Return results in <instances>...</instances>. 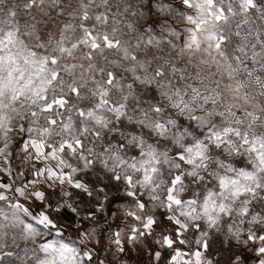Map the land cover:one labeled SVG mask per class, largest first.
Listing matches in <instances>:
<instances>
[{
	"label": "snow or ice",
	"instance_id": "1",
	"mask_svg": "<svg viewBox=\"0 0 264 264\" xmlns=\"http://www.w3.org/2000/svg\"><path fill=\"white\" fill-rule=\"evenodd\" d=\"M39 7L0 0V264H264V106L246 104L264 98V0H109L103 36L85 0L51 56L17 39V8ZM78 46L122 52L124 75L89 91L61 65ZM202 49L236 103L177 58Z\"/></svg>",
	"mask_w": 264,
	"mask_h": 264
},
{
	"label": "rangeland",
	"instance_id": "2",
	"mask_svg": "<svg viewBox=\"0 0 264 264\" xmlns=\"http://www.w3.org/2000/svg\"><path fill=\"white\" fill-rule=\"evenodd\" d=\"M26 0H6L7 4L12 3H24ZM40 4V7L32 10L31 12L26 11L24 9L17 8V15L19 17L20 23V36L17 38L20 44L25 46V49L31 51L33 49L40 48L42 41L46 40L52 47L48 48L47 55L51 56L52 52L55 50L56 44L58 40H65L72 38V33H68L67 35L63 32L64 27L71 26L73 28V32L76 36H82V32L80 31L81 25L79 20L76 18L79 13L77 9L79 6L85 2V0H37ZM109 0H87V3L92 8V11L89 13L91 19L86 27H91L96 29V34L98 36H103L106 31V27L95 21L94 17L96 15H101L104 13L105 9L103 7H99L97 11V6L102 5L104 3H108ZM131 2H135V0H131ZM240 0H233V3L239 4ZM113 7L116 4H123L125 0H111ZM56 5V7H54ZM62 9H67L63 16L58 15V13ZM6 9L0 8V15L5 14ZM33 17H38L39 23L36 24L33 22ZM259 24H264V20L257 21L253 19L252 26H256ZM254 38V37H253ZM75 43L76 41L73 40ZM19 47V44L17 45ZM103 46L101 45V48ZM46 53L41 50L38 52V56L43 58ZM89 48L85 46H78L72 49L70 55H65L64 59L61 61V65H72L75 64L78 66L77 71V79H80L82 76H87L88 80L100 81L101 77L97 74L99 67L106 65V71H119L121 76L124 75L122 69L123 65L120 63V59L123 56V53L117 54L114 51H99L96 53H92V60L89 62ZM190 56H196V52L189 53L186 57H177L178 59L185 60L187 62ZM59 58V55H58ZM199 61H207V57L203 55L196 56V62ZM83 65V72L79 71V66ZM201 72L207 76H213L218 72L217 69L212 68L210 63H204L199 65ZM89 72H92V75H88ZM105 77H103L104 79ZM217 80H220L219 76L214 77ZM19 79H23V75ZM230 83L227 79L222 78L220 83V89L222 90L223 102L225 104L231 105L236 103L234 101L232 95L225 88V85ZM119 85V79L117 81V86ZM97 84H87L89 91H93ZM81 97L88 98L87 92H81ZM116 97V94H113V98ZM27 103V102H25ZM81 101H77V105H79ZM248 110H251V105L256 104L257 106H264V98L254 97L253 100L247 101ZM245 110V105L241 104L240 111L243 112ZM73 120L72 123L75 125L76 117L75 114L72 113ZM26 118V115H25ZM102 118L107 119L108 117L102 116ZM59 119V117H57ZM92 123H96V119H93ZM85 127H91V125L87 122V119L80 124V129ZM78 129L76 127L72 128V131L75 133ZM243 177H230L226 181L230 183L232 181L240 182Z\"/></svg>",
	"mask_w": 264,
	"mask_h": 264
},
{
	"label": "clouds",
	"instance_id": "3",
	"mask_svg": "<svg viewBox=\"0 0 264 264\" xmlns=\"http://www.w3.org/2000/svg\"><path fill=\"white\" fill-rule=\"evenodd\" d=\"M199 55H203L205 57H207V61H199L198 63L196 62V56H199ZM196 56H190L187 60V64L190 66V68H195L197 69L198 71H201L199 65L200 64H204V63H210L211 61L209 60V57L212 58V60H215L216 63H221L222 60L220 57H218L216 55V53L213 51L211 53H209L206 49H202V50H197L196 51ZM226 59L227 57H224L223 60L226 62ZM106 65L104 66H101L99 67L98 71H97V74L101 77V80L100 81H96L97 82V85L99 86V84L103 81V73L106 71ZM216 76H219L220 77V80H217ZM205 79H204V83L207 87L209 88H213V84L214 82L218 81L219 84L217 85L218 87H220V83L222 81V76L219 72L215 73L213 76H207V75H204ZM200 84V81L197 80L195 81V85L198 86ZM202 93H203V89H202ZM211 94V93H209ZM220 97L217 96V99H219ZM29 103H31V101H28ZM44 102L43 100L39 101V104L38 106L42 105Z\"/></svg>",
	"mask_w": 264,
	"mask_h": 264
},
{
	"label": "crops",
	"instance_id": "4",
	"mask_svg": "<svg viewBox=\"0 0 264 264\" xmlns=\"http://www.w3.org/2000/svg\"><path fill=\"white\" fill-rule=\"evenodd\" d=\"M14 130L18 131V125H14L12 129H9V131H14ZM19 138H20L19 134H17V135H14V136L10 137V140L14 144L15 141L18 140Z\"/></svg>",
	"mask_w": 264,
	"mask_h": 264
}]
</instances>
